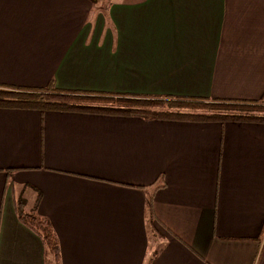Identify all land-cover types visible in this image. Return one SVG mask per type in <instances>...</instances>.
<instances>
[{"label":"crops","instance_id":"1","mask_svg":"<svg viewBox=\"0 0 264 264\" xmlns=\"http://www.w3.org/2000/svg\"><path fill=\"white\" fill-rule=\"evenodd\" d=\"M0 84L264 99V0H0ZM19 199L58 264H264V123L0 108V264H55Z\"/></svg>","mask_w":264,"mask_h":264},{"label":"trees","instance_id":"2","mask_svg":"<svg viewBox=\"0 0 264 264\" xmlns=\"http://www.w3.org/2000/svg\"><path fill=\"white\" fill-rule=\"evenodd\" d=\"M0 108L92 113L111 116H136L191 122L246 121L264 123V99L245 101L211 97L119 94L46 87H22L0 84ZM24 199L15 209L19 220L42 240L55 264L59 245L49 221L35 212H25ZM157 252H154L153 257Z\"/></svg>","mask_w":264,"mask_h":264},{"label":"rangeland","instance_id":"3","mask_svg":"<svg viewBox=\"0 0 264 264\" xmlns=\"http://www.w3.org/2000/svg\"><path fill=\"white\" fill-rule=\"evenodd\" d=\"M51 258V257H50ZM51 260H52V258H51ZM52 262H53V260H52ZM52 264V263H51Z\"/></svg>","mask_w":264,"mask_h":264}]
</instances>
